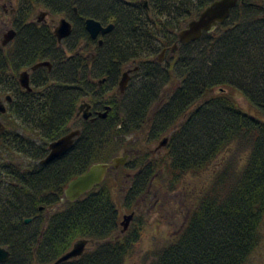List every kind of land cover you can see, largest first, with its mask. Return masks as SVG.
<instances>
[{
  "label": "trees",
  "instance_id": "16d2710c",
  "mask_svg": "<svg viewBox=\"0 0 264 264\" xmlns=\"http://www.w3.org/2000/svg\"><path fill=\"white\" fill-rule=\"evenodd\" d=\"M143 1L24 0V7H46L53 16L76 8L80 20L61 47L51 27L20 19L17 52L9 54L12 61H0V81H14L15 73L43 60L53 65L50 73H34V91L18 93L12 112L2 115L12 122L0 131V246L11 252L6 264H55L81 240L92 241L88 250L63 264H126L142 232L137 220L140 224L123 234L114 199L127 171L140 169L121 206L132 212L161 178L160 170L168 185L178 187L187 176L209 170L236 143L244 149L243 160L199 191L180 233L150 264H248L258 248L264 224V120L247 113L234 94L264 118V0H239L227 21L199 41L179 44L164 63L158 54L177 43L179 31L215 0H148L149 8ZM87 19L114 26L102 46L87 33ZM130 67L139 70L124 95L115 93ZM102 79L106 82L99 86ZM166 86L175 89L162 98ZM3 91L0 82V95ZM106 93L112 94L105 98ZM85 101L102 112L111 107L108 117L77 118ZM148 126L149 140L169 135V141L166 153L146 164L151 155L124 142ZM76 129L81 134L69 152L39 164L50 143ZM131 148L138 153L124 167L47 214L61 205L72 180ZM28 219L33 221L27 224Z\"/></svg>",
  "mask_w": 264,
  "mask_h": 264
},
{
  "label": "rangeland",
  "instance_id": "374dc122",
  "mask_svg": "<svg viewBox=\"0 0 264 264\" xmlns=\"http://www.w3.org/2000/svg\"><path fill=\"white\" fill-rule=\"evenodd\" d=\"M21 5L22 0H0V47L2 41L5 40V36L8 35V33H10L11 31H15L17 33V30L13 27L14 19H16L15 17H13L16 16L13 10L19 9ZM38 15L39 11H36V15L34 16V18H36ZM63 17L65 16L54 15L49 19V22L53 21L54 25H57ZM161 53L162 51L158 54L159 57ZM171 57L172 55L169 54V57L167 55L164 59V62ZM174 89L175 88H173V86L164 87L162 89V98H165L167 94L173 92ZM116 92H118V86H116L115 88V93ZM5 93H3L4 95L2 94L3 96L0 95V101L4 100V97L8 94ZM111 94L112 93H106L104 97L108 98L111 96ZM234 97H236L238 104L244 110H246L247 113L252 114L256 118L264 120L261 115H259L254 109L250 107L246 98L239 94H234ZM2 115L3 114L0 113V123L4 122V118ZM148 135L149 126L145 129L144 133H136L127 136V139L124 142L126 145L129 142L132 143L133 147L135 146L136 148H138V152L140 150V154L149 153L151 156L149 157V161L146 164L166 153L165 147L167 145L160 147V144L163 139L169 137V135H164L157 140H149ZM50 144L48 146L49 148ZM242 148L243 147L238 143L232 145L219 159H217L210 166L209 170L199 176H187L182 181L181 185L175 188H172L170 185H168V178H166L165 173L160 170L157 175H159V177L161 178L158 180H154L149 188L148 193L138 198V200L134 203V210L136 211L132 212L126 210L121 206L125 201L126 192L128 191L130 185L132 184V181H134V178L137 176L140 169L128 170L126 173L125 181L119 183L118 186L114 189V199L120 207L122 222L124 221L125 216L133 214L134 218L130 223L129 229L136 223H138L139 225L140 223L137 222L138 220L142 222V232L141 237L135 244L133 252L128 258L126 264H150L154 257V254L164 248L167 244H169L171 240H173L178 235V233H180L189 210L193 207L197 200V194L199 193V191L210 186L213 177L223 171L225 167L231 164L238 165L239 162L243 160L245 153L243 151L244 149ZM124 152L129 153L130 159L134 154L138 153L132 148L126 149ZM2 158L3 157L0 158V161ZM41 162L39 163L40 165H45ZM62 206L63 205H58L52 209H48L47 214L50 215L55 210L57 211V208L59 209ZM125 233L126 232H123V234ZM262 233V240L252 257L250 258L248 264H264V224L262 225Z\"/></svg>",
  "mask_w": 264,
  "mask_h": 264
},
{
  "label": "water",
  "instance_id": "95a60500",
  "mask_svg": "<svg viewBox=\"0 0 264 264\" xmlns=\"http://www.w3.org/2000/svg\"><path fill=\"white\" fill-rule=\"evenodd\" d=\"M238 3L239 0H215L208 7H206L205 10H203L198 17L190 20L187 26L178 33V42L184 45L194 43L196 41H199L204 33L213 32L219 24H222L229 19L232 10L237 6ZM146 7L149 8L147 3ZM86 28L92 39H97L100 35L104 36L111 33L114 29V26L109 25L105 27L102 25L101 22L95 19H87ZM72 31V24L67 19L63 18L59 22V25L56 27L55 34L59 42H61L62 40L70 37L72 35ZM15 36V31H11L10 33H8V35H6L5 37L6 41L4 42V45H6L7 42L12 40ZM102 44L103 41H100V45ZM177 49L178 43L175 44L173 48L170 49V51L171 53H175ZM42 67L52 69V64L50 62L39 63L33 67V70L35 71ZM137 70L138 68L135 70H129L124 73L121 81L119 82V93L121 95L124 94L127 89L131 73ZM105 81V79L101 80L99 82V85L101 86L105 83ZM21 85L29 91H32L28 81V73L21 74ZM85 108L87 109V111L83 110ZM110 109V107H106V111L99 113L98 116L101 119L107 118ZM90 110L91 105L88 103H84L82 106H80V112L78 113V116H80L82 112H85L83 113V119L89 120L92 117V112ZM5 112L6 109L4 108V104L0 102V113L4 114ZM80 134V130H74L65 135L64 137L58 139L57 141L51 143L50 154L41 163L48 164L58 159L59 157L65 155L67 152L70 151ZM167 143L168 138L164 139L161 142L160 147L167 145ZM128 159L129 154L125 153L123 157L114 158L110 163L93 165L85 174L75 178L68 184L65 190V197L62 200V205L67 202L77 201L83 195L90 192L94 187L103 183L109 171L125 166ZM133 218V214L124 217V221L122 222L123 232L128 231ZM30 222L31 219L26 220V223ZM90 244L91 241L89 240H81L76 242L72 250L62 256L58 261H56L55 264H63L83 256V254L87 250L88 245ZM10 260L11 252L6 247L0 246V264H6Z\"/></svg>",
  "mask_w": 264,
  "mask_h": 264
},
{
  "label": "flooded vegetation",
  "instance_id": "af4514ba",
  "mask_svg": "<svg viewBox=\"0 0 264 264\" xmlns=\"http://www.w3.org/2000/svg\"><path fill=\"white\" fill-rule=\"evenodd\" d=\"M146 1V3H147V1L148 0H145ZM24 0H22V5H21V7L19 8V9H14L13 10V12H14V14H16V16H13V17H15L16 19H14V24H13V27H14V29H16L15 28V23L17 22L18 23V21L20 20V19H26L27 20V22H28V24L29 25H36V26H38V27H42V26H48V27H51V29H52V32H53V34H54V36L56 37V39H57V42H58V44L61 46V47H63L64 46V44H65V41L67 40V39H69L72 35H73V33H74V29H75V23H76V21H79L80 20V17H79V11H78V9H74V12H73V14H69V15H64V14H61L62 16H65V17H63V18H65V19H67L71 24H72V28H73V31H72V35L70 36V37H68V38H66V39H64V40H62L61 42H59V40H58V38H57V36H56V34H55V29H56V27L59 25V23L57 24V25H54V23H53V21L52 22H49V19L53 16L52 15V12H51V10H49L48 8H46V7H36V8H26V7H24ZM148 5V4H147ZM145 7H146V4H145ZM147 8V7H146ZM36 11H39V15L36 17V18H34V16L36 15ZM13 14V15H14ZM21 14L23 15L22 16V18H21ZM62 18V19H63ZM61 21V20H60ZM59 21V22H60ZM87 21V20H86ZM86 21H85V28H86ZM106 27V26H105ZM86 31H87V28H86ZM87 33H88V31H87ZM89 34V33H88ZM89 36H90V34H89ZM105 36V35H104ZM104 36H102V35H100L97 39H92V37H91V39H92V41H97V42H99V45H100V41H102V37H104ZM6 37V36H5ZM16 37H17V33H16V36H15V38L13 39V40H10V41H8L7 42V44L6 45H4V42L6 41V39L5 40H3L2 41V44H1V47H0V61L4 64L5 63V58H7V59H9V60H11L12 61V59H11V56L9 55L10 53H12V54H15L16 52H17V48H16V46H17V42H16ZM175 44H177V43H175ZM84 45L85 44H82L81 45V47H80V51L81 50H84ZM103 45V44H102ZM101 45V46H102ZM174 46V45H173ZM173 46L172 47H168V48H164L163 50H162V53H161V55H160V57H159V62L160 63H164V59L166 58V56L168 55V57H169V54L170 55H173V53H171V51H170V49L171 48H173ZM178 46H179V44H178ZM79 51V52H80ZM177 51V50H176ZM176 51H175V53H176ZM165 52V53H164ZM90 54V53H89ZM43 62H49L48 60H43L42 62H40V63H43ZM51 63V62H50ZM52 64V63H51ZM52 68H53V65H52ZM41 69H46L47 70V73H50L51 71H52V69H49V68H47V67H42V68H39V69H37V70H33V66H31V67H29V68H26V69H22L21 71H19L18 72V74H16L15 73V79H14V81H11L9 78H6V79H4V80H2V81H0L1 82V86L4 88V90H5V92L6 93H8L5 97H4V100H2V101H0L2 104H4V108L6 109V112L3 114V115H7L8 113H10V112H12V110H13V107H14V103H15V99L17 98V96H18V93H22V94H24V93H26V92H29V93H32L33 91H34V73H36V72H38L39 70H41ZM135 69H137V68H135ZM135 69H132L131 67L129 68V69H127V71H129V70H135ZM138 70H139V68H138ZM137 70V71H138ZM126 71V72H127ZM137 71H134V72H137ZM12 72V70H10V73ZM125 72V73H126ZM134 72H132L131 73V77H130V81H131V78H132V75H133V73ZM23 73H28V81H29V84H30V87H31V89H32V91H29L28 89H26V88H24L22 85H21V74H23ZM124 75V74H123ZM123 77V76H122ZM122 77H121V79H122ZM121 79H120V81H121ZM103 80V79H102ZM106 80V79H105ZM119 81V82H120ZM130 81H129V83H130ZM100 82V81H99ZM106 82V81H105ZM129 83H128V85H129ZM103 85V84H102ZM101 85V86H102ZM100 86V85H99ZM127 88H128V86H127ZM127 90V89H126ZM118 92H119V83H118ZM126 92V91H125ZM5 93V94H6ZM120 94V93H119ZM4 95V94H3ZM2 95V96H3ZM121 95V94H120ZM122 95H124V94H122ZM88 104H90L91 105V112H92V117L89 119V120H91V121H94V120H96L97 118H100L99 116H98V114L99 113H101L102 111H98V110H95V108H94V105L93 104H91V103H89L88 102ZM107 107V106H106ZM84 111H87V109L85 108V109H83ZM78 112H80V109H79V111ZM83 113H85V112H82V114L80 115V116H78L77 118H80V119H83ZM88 121V120H87ZM12 124V122H10V121H4L3 123H0V131L2 132V133H4L5 131H6V128H7V126H9V125H11ZM48 149H49V147H48ZM49 153H50V149H49ZM49 153H48V155H49ZM2 154V151H0V155ZM47 155V156H48ZM47 156H46V158H47ZM45 158V159H46ZM44 160V159H43ZM41 162V161H40ZM33 220H31V222H32ZM30 222V223H31ZM27 224H29V223H27Z\"/></svg>",
  "mask_w": 264,
  "mask_h": 264
}]
</instances>
